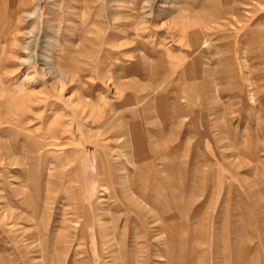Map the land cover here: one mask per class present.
<instances>
[{
  "label": "rangeland",
  "instance_id": "374dc122",
  "mask_svg": "<svg viewBox=\"0 0 264 264\" xmlns=\"http://www.w3.org/2000/svg\"><path fill=\"white\" fill-rule=\"evenodd\" d=\"M77 1L0 0V264H264V0Z\"/></svg>",
  "mask_w": 264,
  "mask_h": 264
},
{
  "label": "bare ground",
  "instance_id": "6f19581e",
  "mask_svg": "<svg viewBox=\"0 0 264 264\" xmlns=\"http://www.w3.org/2000/svg\"><path fill=\"white\" fill-rule=\"evenodd\" d=\"M60 1H63V0H60ZM72 2V1H71ZM70 2V3H71ZM74 4L76 5V7L77 6H79L78 4V1L77 0H74ZM89 2V1H88ZM110 2H112V1H110ZM84 3V2H83ZM107 3H108V1H107ZM87 4V3H86ZM85 4V5H86ZM112 4V3H111ZM111 6V5H110ZM78 8V7H77ZM112 9V8H111ZM146 10V9H145ZM109 12V11H108ZM110 13V12H109ZM102 14V13H101ZM111 15V14H110ZM142 22L143 23H145L146 22V20L149 18V15H147V11H143V13H142ZM103 16V15H102ZM108 16H109V14H108ZM121 17V16H120ZM125 17V20L127 21V22H130L132 19L129 17V16H127V15H125L124 16ZM113 18V17H112ZM116 18V17H115ZM122 18V17H121ZM110 20V19H109ZM141 20V19H140ZM114 22V21H113ZM112 22V23H113ZM111 23V24H112ZM49 24H50V22H49ZM10 25H13L12 23L10 24ZM10 25H8V27L10 26ZM46 25V24H45ZM141 25V24H140ZM35 26V25H34ZM47 26V25H46ZM143 26V25H142ZM13 27V26H12ZM12 27H10V28H12ZM17 27V26H16ZM51 27V26H50ZM32 28V27H31ZM48 28H49V25H48ZM32 29H34V28H32ZM107 29V28H106ZM11 30V29H10ZM35 30V29H34ZM111 30V29H110ZM29 31H31V30H29ZM28 31V32H29ZM33 31V30H32ZM44 31H46V30H44ZM9 32V31H8ZM43 32V31H42ZM50 33V32H49ZM104 33V32H103ZM34 34V33H33ZM28 35H30V34H28ZM101 35V34H100ZM103 35V34H102ZM25 36V35H24ZM34 36H36V35H34ZM29 37H31V36H29ZM18 38H19V28L17 27L16 29H15V33H14V35H13V37H12V39H11V41H12V45L14 46V48L15 49H23V50H26V51H30L31 50V48H32V46H33V41H31V40H27L26 42H25V44L23 45V46H21V45H18L17 44V41H18ZM35 38H37V37H35ZM27 39V38H26ZM33 39H34V37H33ZM36 40V39H35ZM48 41V40H47ZM44 44V43H43ZM46 45V44H45ZM49 45V44H48ZM6 46V45H5ZM35 46V45H34ZM40 46V45H39ZM43 47H45V46H43ZM50 48V47H49ZM33 49V48H32ZM45 49V48H44ZM47 49V48H46ZM51 49H52V47H51ZM25 52V51H24ZM26 53V52H25ZM28 55V54H27ZM31 55V54H30ZM125 55H126V53H122V54H120V56H124L125 57ZM40 56V55H39ZM38 56V57H39ZM30 57V56H29ZM54 58V57H53ZM27 60H28V58H27ZM32 60V59H31ZM41 60H43L44 61V63H43V65L42 66H47L46 68H48L49 70H48V73L47 74H49V79L51 80L50 82H52V86H50L51 88H53V90L55 91V93L58 95V97L59 98H62V100L64 101V103L66 104V106H68V107H71V109H72V111L74 112V114L76 115V116H78L80 119H82L83 118V120H84V114H85V109L84 108H82L81 106H80V104L78 103V102H76V101H73V92L71 93V96H69V97H66V86H67V84H63L65 81H67L66 79V76L67 75H65V74H63V72L62 71H60V70H57V69H55V67L54 66H52V60H50L49 58L47 59V58H45L44 56H42V58H41ZM33 61V60H32ZM19 62V61H18ZM29 62V61H28ZM27 61H26V63H28ZM20 63V62H19ZM32 63V62H31ZM31 63H30V65H31ZM35 64V63H34ZM26 65V64H25ZM41 65V64H40ZM0 66H4V60L2 59V58H0ZM20 66H21V64H20ZM27 66V65H26ZM37 66V65H36ZM29 67V66H28ZM32 67V66H31ZM30 67V68H31ZM29 68V69H30ZM32 70H34V69H32ZM37 70V69H36ZM42 70V69H41ZM39 71V73H40V75H42V76H44V73L42 72V71ZM34 72V71H33ZM37 74H38V71H37ZM46 73H45V75H47ZM33 75V74H32ZM43 78V77H42ZM66 78V79H65ZM69 81V80H68ZM72 82V80L71 81H69V83H71ZM45 88V87H44ZM107 88V87H106ZM47 88H45V90H46ZM44 90V91H45ZM46 92V91H45ZM44 92V94H46ZM107 92V91H106ZM36 97V96H35ZM42 97V96H41ZM40 97V99H42ZM32 98H33V96H32ZM37 100V99H36ZM34 101V100H33ZM32 101V102H33ZM31 100H28L27 101V103H25L24 105L23 104H20V106H19V109L18 110H20L21 111V113H25V112H28V114L30 115H28V117H25L24 118V121H22L21 122V124H22V126H29V127H34L36 124V122H37V120H39L40 121V123L42 124V125H45L46 123L44 122V121H42V117H43V115H41V113H34V111H33V107L36 105V107L38 106L39 107V104H38V102H31ZM29 106H31V108L30 109H28V107ZM47 106V105H46ZM45 106V107H46ZM118 106V105H117ZM45 107L43 108V110H44V112H45ZM47 107H49V106H47ZM42 110V111H43ZM87 112V111H86ZM27 114V113H26ZM87 116V115H86ZM86 116H85V118H86ZM46 117V116H45ZM46 121V120H45ZM70 121V120H69ZM21 124H19V127H21ZM69 124V123H68ZM78 124H80V123H78ZM70 125H71V122H70ZM80 126V125H79ZM121 181V180H120ZM122 189V188H121ZM129 189V188H128ZM127 194V193H126ZM123 195V194H122ZM130 197V196H129ZM172 198V197H171ZM127 199H129V198H127ZM132 199V198H131ZM142 199H143V197H142ZM146 199V198H145ZM128 202L130 201V200H127ZM131 201H133V200H131ZM138 201H140V200H138ZM127 202V203H128ZM132 204H129L130 206H128V208L127 209H125V210H130L131 209V206L132 205H136V202H131ZM138 204L139 203H137V206H138ZM143 205V204H142ZM150 205H152V204H150ZM117 207V208H116ZM123 207V206H122ZM133 207V206H132ZM150 207V206H149ZM152 207V206H151ZM116 211H119V207L118 206H115V207H113ZM125 208V207H124ZM146 209H148V208H146ZM145 208H143L142 206H140V207H138L137 208V213L139 214V215H141V216H143V217H146L147 215H149V210H146ZM82 211L84 212V211H86V208L82 205ZM121 211V210H120ZM122 213V212H121ZM174 215V214H173ZM151 217L153 216V213L150 215ZM158 216V215H157ZM154 217V216H153ZM159 217V216H158ZM86 218V220H85V222L83 221V226H82V229L83 230H86L87 228H89V227H91V228H93V226H96V225H100V224H103V223H99V222H101V221H103L104 219L103 218H105L104 216H99V215H95L94 217H92L90 214H87V216L85 217ZM137 218V217H136ZM170 218H171V216H170ZM154 219V218H153ZM106 220V219H105ZM142 220V219H141ZM123 221V220H122ZM129 222L130 221H128L127 219H125L124 220V225L127 227L128 226V224H129ZM160 222V221H159ZM88 224H90V225H88ZM89 226V227H88ZM124 226V227H125ZM164 226V225H163ZM104 227H106V226H104ZM154 227V226H153ZM156 227V226H155ZM159 228V227H158ZM102 229V228H101ZM161 229V228H160ZM82 231V230H81ZM157 231V230H156ZM159 231V230H158ZM101 232H103V237H104V243H105V245L107 246V247H111L110 245V243H111V239H114V238H117V236H116V231L114 230V228H103V230L101 231ZM111 234V236H109ZM115 240V239H114ZM113 241V240H112ZM126 259H127V257H126ZM131 259V258H130ZM128 261H130V260H128Z\"/></svg>",
  "mask_w": 264,
  "mask_h": 264
}]
</instances>
